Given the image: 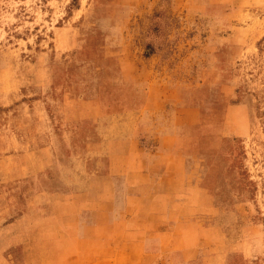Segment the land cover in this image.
<instances>
[{
  "label": "rangeland",
  "instance_id": "rangeland-1",
  "mask_svg": "<svg viewBox=\"0 0 264 264\" xmlns=\"http://www.w3.org/2000/svg\"><path fill=\"white\" fill-rule=\"evenodd\" d=\"M0 264H264V0H0Z\"/></svg>",
  "mask_w": 264,
  "mask_h": 264
},
{
  "label": "crops",
  "instance_id": "crops-1",
  "mask_svg": "<svg viewBox=\"0 0 264 264\" xmlns=\"http://www.w3.org/2000/svg\"><path fill=\"white\" fill-rule=\"evenodd\" d=\"M174 134V130H170L165 136H163L160 142V149L156 150L153 154H144L138 151L133 138H127L125 140H113L109 142L110 154L108 157V166L111 165L114 155H112V150L118 146L131 145L136 148L134 151H123L122 154L124 169L123 173L128 175H139L140 180L138 181L140 185H145V190L148 191H158L161 193L172 192L170 187L167 188V184H173L177 182L179 176L182 177L184 174V158H181L182 169L178 168L176 165L177 160H179L178 154L174 151V148L168 143L169 138ZM122 144V145H121ZM117 146V147H116ZM150 160H156L158 164L157 168L149 162ZM115 171L114 173H118ZM110 172L108 173V175ZM136 182L135 184H137ZM167 198V195H166Z\"/></svg>",
  "mask_w": 264,
  "mask_h": 264
}]
</instances>
